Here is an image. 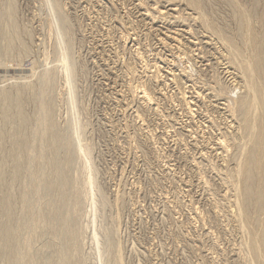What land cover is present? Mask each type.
Wrapping results in <instances>:
<instances>
[{"label":"rangeland","instance_id":"obj_1","mask_svg":"<svg viewBox=\"0 0 264 264\" xmlns=\"http://www.w3.org/2000/svg\"><path fill=\"white\" fill-rule=\"evenodd\" d=\"M191 1L0 0V200L13 205L0 221L27 260L264 264V200L242 202L264 127L243 72L264 56V0ZM42 171L53 182L36 187Z\"/></svg>","mask_w":264,"mask_h":264},{"label":"bare ground","instance_id":"obj_2","mask_svg":"<svg viewBox=\"0 0 264 264\" xmlns=\"http://www.w3.org/2000/svg\"><path fill=\"white\" fill-rule=\"evenodd\" d=\"M11 1V0H10ZM198 1H200V0H192L191 1V3L193 2V4H198ZM224 1V0H223ZM13 2V1H12ZM231 2V1H230ZM5 4V3H4ZM11 4V3H10ZM167 4V3H166ZM207 4V3H206ZM156 5V4H155ZM203 5V4H202ZM6 6V5H5ZM4 6V7H5ZM10 7V6H9ZM9 7H8V10H9ZM11 7H12V5H11ZM169 8V7H168ZM173 9V8H172ZM198 9H199V7H198ZM12 10V9H11ZM11 10H9V11H11ZM183 10V9H182ZM202 11V10H201ZM256 11V10H255ZM203 12V11H202ZM263 12V11H262ZM4 13H5V11H4ZM9 13H11V12H9ZM249 13V12H248ZM264 13V12H263ZM257 14V13H256ZM12 15H13V13H12ZM172 15V14H171ZM253 15V14H252ZM264 15V14H263ZM263 15H261L262 17L261 18H263L264 16ZM4 16V15H3ZM11 16V15H10ZM13 17V16H12ZM12 17H10V18H12ZM248 17V16H247ZM3 18V17H2ZM6 18V17H5ZM14 18V17H13ZM205 18V17H204ZM242 19H244V17L242 18ZM246 19V18H245ZM257 19V18H256ZM259 19V18H258ZM264 19V18H263ZM262 20V19H261ZM210 21V20H209ZM2 22V21H1ZM248 22H249V20H248ZM263 22H264V20H263ZM14 23V22H13ZM243 23V22H242ZM239 24V23H238ZM247 24V23H246ZM12 26V25H11ZM14 26V25H13ZM217 26V25H216ZM242 26V25H241ZM0 27H2L3 28V26H2V24H1V26ZM9 27V26H8ZM218 27V26H217ZM17 28V27H16ZM262 28H264V27H262ZM8 29V28H7ZM12 29H13V27H12ZM218 29V28H217ZM13 30H15V28L13 29ZM263 30V29H262ZM2 31V30H1ZM247 31V30H246ZM11 32V31H10ZM10 32H8V34L10 33ZM13 32V31H12ZM262 32V31H261ZM5 33L6 34H4V32H3V34L4 35H6L7 36V32L5 31ZM175 33V32H174ZM14 35H15V33H13ZM252 34V33H251ZM264 34V33H263ZM19 35V34H18ZM221 35V34H220ZM241 35V34H240ZM261 35V34H260ZM5 36V37H6ZM16 36V35H15ZM255 36V35H254ZM11 37V33L9 34V37L8 38H10ZM12 37H13V35H12ZM12 37L10 38L11 40H12ZM248 37V36H247ZM251 37V36H250ZM256 38V40H257V38L259 37H257V36H255ZM4 38V37H3ZM7 38V39H8ZM15 38V37H14ZM13 38V39H14ZM20 38V37H19ZM18 38V39H19ZM6 39V40H7ZM253 39V38H252ZM252 39L251 40H248L247 39V42L248 41H252ZM4 41V40H3ZM260 41V39L257 41V42H259ZM9 42H12V43H15L14 42V40H12V41H9ZM12 43H10V44H12ZM22 43V42H21ZM251 43V42H250ZM4 44V43H3ZM6 44H8V43H6ZM6 44H4V45H6ZM10 44L9 45H7V46H10ZM188 44V43H187ZM226 44V43H225ZM253 44H254V42H253ZM3 45V46H4ZM189 45V44H188ZM259 45V44H258ZM12 46V45H11ZM253 46H255V45H253ZM260 46H261V44H260ZM263 46V45H262ZM23 47V46H22ZM189 47V46H188ZM8 48H10V47H8ZM12 48V47H11ZM13 48H15V46L13 45ZM254 48V47H253ZM259 48V47H258ZM261 49H262V47H260ZM16 49V48H15ZM14 49V50H15ZM19 49V48H18ZM256 49H257V44H256ZM260 49V50H261ZM13 50V51H14ZM254 50V49H253ZM10 51V50H9ZM236 51V50H235ZM234 51V52H235ZM255 51V50H254ZM257 51H259L258 49H257ZM263 51V50H262ZM262 51H260V52H262ZM11 52V51H10ZM23 52H24V50H23ZM237 52V51H236ZM264 53V52H263ZM22 54V53H21ZM237 54V53H236ZM256 54V53H255ZM262 54V53H261ZM260 54V55H261ZM7 55V54H6ZM28 55V54H27ZM238 55H239V51H238ZM5 56V55H4ZM20 56V55H19ZM241 56V55H240ZM256 56H258V55H256ZM256 56H254L253 58H255ZM7 57V56H6ZM233 57V56H232ZM238 57V56H237ZM188 58V57H187ZM235 58V57H234ZM243 58V57H242ZM8 59V58H7ZM245 59V58H244ZM256 59V58H255ZM255 59H253L254 60V64H251V66L249 65V66H246V68H245V70H244V68H243V72L245 73V75H246V79H247V83L248 84H246V86H248V88L250 89V92H253V94H254V96H253V99H252V101H249L251 98H248L247 100L249 101V104H251V107H252V105H255V107L257 108V106L259 107V108H262V111L264 110V56H263V54H262V56H260V57H257V59L255 60ZM30 61V60H29ZM247 61V60H246ZM4 62V61H3ZM251 63H253V61L251 62ZM6 64V63H5ZM46 64V63H45ZM243 64V63H242ZM249 63L247 62V65H248ZM246 65V63H244V66ZM1 66V65H0ZM4 66V65H3ZM14 66V65H13ZM2 67V66H1ZM2 68H4V67H2ZM29 68V67H28ZM241 68V69H242ZM1 69V68H0ZM5 69V68H4ZM240 69V70H241ZM7 70H9V69H7ZM12 70V69H11ZM225 70V69H224ZM1 71V70H0ZM6 73V72H5ZM175 73V72H174ZM10 74V73H9ZM8 75V74H7ZM41 76V75H40ZM10 77V76H9ZM1 79V78H0ZM41 79V78H40ZM3 80V79H2ZM47 79H45V81H46ZM4 81V80H3ZM44 81V80H43ZM5 82V81H4ZM48 82V81H47ZM40 84H41V82H40ZM13 85V84H12ZM10 86V85H9ZM0 87H2V86H0ZM13 87V86H12ZM44 87V86H43ZM42 88V87H41ZM237 88V87H236ZM2 91H4V90H2ZM186 91V90H185ZM5 92V91H4ZM11 92V91H10ZM1 93V92H0ZM6 93V92H5ZM17 94H19V93H17ZM5 95V94H4ZM6 96H8L7 94H6ZM9 96H11V94L9 95ZM20 95H18L16 98H17V100H18V97H19ZM252 96V95H251ZM22 97V96H21ZM45 97V96H44ZM5 98H7V97H5ZM14 98V97H13ZM143 98L147 101L148 100V98H149V96H148V94H146V93H143ZM44 99V98H43ZM246 99V98H245ZM9 100H13V99H10L9 98ZM16 100V101H17ZM21 100V99H20ZM40 100V99H39ZM144 100V101H145ZM22 101V100H21ZM5 102V101H4ZM6 102H7V99H6ZM12 102V101H11ZM20 102V101H19ZM18 102V103H19ZM43 102V101H42ZM246 103L244 104V101H243V104L242 105H244V106H248L249 104L247 103V101H245ZM250 102H252V103H250ZM17 102H16V104H18ZM242 103V102H241ZM3 104V103H2ZM6 104V103H5ZM15 104V105H16ZM22 103L20 102V105H21ZM187 104V103H186ZM19 105V104H18ZM46 105V104H45ZM44 104H43V107L45 106ZM239 105V104H238ZM2 106V105H1ZM6 106V105H5ZM8 106V105H7ZM22 106V105H21ZM20 106V107H21ZM48 106V105H47ZM190 106V105H189ZM236 106V105H235ZM240 106V105H239ZM10 107V106H9ZM15 107V106H14ZM18 107V106H17ZM16 107V108H17ZM46 107V106H45ZM245 107V108H246ZM255 107L251 110V113H252V111L255 109ZM193 108V107H192ZM239 108H241V107H239ZM258 108V109H259ZM13 109V108H12ZM22 109H23V106H22ZM22 109H16L17 111H18V113H16V111H15V113L17 114V118H18V120L20 119L21 121V123H22V121H25V114L26 113H24L25 111L23 110L22 111ZM40 109V108H39ZM232 109V108H231ZM241 109H243V107L241 108ZM248 110H250L249 108H247ZM246 109V110H247ZM46 110V109H45ZM44 110V112H46ZM247 110V111H248ZM4 111H7V110H4ZM8 111H10L9 110V108H8ZM243 111V113H245L244 112V109L242 110ZM255 111H257L256 109H255ZM255 111H253L254 113H255ZM262 111L260 110V112L262 113ZM2 112V111H1ZM40 112V111H39ZM43 112V113H44ZM48 112V111H47ZM250 112V111H249ZM8 113H11V112H4L3 113V121H7V120H9L12 116H11V114L9 115ZM24 113V114H23ZM250 113V114H251ZM254 113H252L251 114V116H253V117H255L254 116ZM264 113V112H263ZM262 113V114H263ZM15 114V115H16ZM42 114V113H41ZM1 115V114H0ZM48 115H49V113H48ZM247 115H248V113H247ZM44 116H45V113H44ZM250 115H248V117H249ZM263 116H264V114H263ZM15 117V118H16ZM50 117V116H49ZM49 117L47 118V119H49ZM247 117V116H246ZM27 118V117H26ZM250 118V117H249ZM264 118V117H263ZM44 119H46V118H44ZM52 119V118H51ZM245 119V118H244ZM247 120H249V119H247ZM250 120H252V122L254 121V119H250ZM261 120V119H260ZM42 121H43V119H42ZM50 121V120H49ZM249 123H250V121H248ZM251 122V125H253V123L255 124V122H253L252 123ZM8 123V122H7ZM6 123V124H7ZM52 123V122H51ZM261 123V122H260ZM25 124V123H24ZM47 124H48V122L46 123V125L44 124V128L45 127H47ZM50 124V123H49ZM257 124V123H256ZM19 125V124H18ZM258 125V124H257ZM20 126V125H19ZM246 126V125H245ZM255 126V125H254ZM259 126H261L260 124H259ZM258 126V127H259ZM249 127H250V125H249ZM249 127H248V129H249ZM26 128V127H25ZM243 128H244V126H243ZM252 128H254V127H252ZM17 129V128H16ZM2 130V129H1ZM244 130H245V128H244ZM250 130H251V128H250ZM250 130H249V132H250ZM38 131V130H37ZM50 131V130H49ZM53 131V130H52ZM55 131H57V130H55ZM248 131V130H247ZM252 131H253V129H252ZM0 132H3V131H0ZM47 132H48V130L47 129H45V130H43V133H42V137L44 138V136H47L46 134H47ZM243 132V131H242ZM248 132V133H249ZM4 133V132H3ZM50 133V132H49ZM53 133V132H52ZM55 133V132H54ZM253 133V132H252ZM252 133H250V134H252ZM257 133H258V135H257ZM257 133H256V135H254V138H253V140H252V144H251V147L250 148H252V149H250V152L252 151V155H251V158H250V156H249V158L251 159V167L249 166V167H247V168H249V169H247L246 168V175H245V183H246V187H245V189L242 191V193H243V198H242V202L244 203H247L248 202V204L250 203L251 204V201L252 200H254L256 203H261V201H263L264 200V188H263V186H262V183H256L255 184V181H258V180H260L259 182H264V158H262L261 157V155L259 154V152H262L263 154H264V127H261L260 129H259V132H258V130H257ZM16 134V133H15ZM21 134V133H20ZM17 135V134H16ZM38 135V134H37ZM249 135V134H248ZM247 135V136H248ZM3 136L4 135H2V134H0V142L2 141H4V139L5 138H7V137H4V139H3ZM18 136V135H17ZM41 136V135H40ZM52 136V135H51ZM253 136V135H252ZM30 137H31V135H30ZM36 137V136H35ZM48 137V136H47ZM53 137V136H52ZM59 137V136H58ZM251 137V136H250ZM27 138V137H26ZM49 138H50V136H49ZM60 138H62V137H60ZM59 138V139H60ZM3 139V140H2ZM16 139V138H15ZM37 139V138H36ZM39 139V138H38ZM251 140V139H250ZM6 141V140H5ZM18 141V140H17ZM249 141V140H248ZM20 142V141H19ZM24 142V141H23ZM69 142V141H68ZM249 142H251V141H249ZM6 143V142H5ZM20 143H22V142H20ZM46 143V142H45ZM71 143V142H70ZM69 144V143H68ZM24 145V144H23ZM23 145H21V146H23ZM71 145V144H70ZM47 146V145H46ZM50 146V145H49ZM250 146V145H249ZM20 147V146H19ZM24 147V146H23ZM22 147V150L24 149ZM244 147H246V146H244ZM241 148V147H240ZM27 148H25L24 150H26ZM33 149V148H32ZM23 150V151H24ZM28 150V149H27ZM26 150V151H27ZM25 151V153H27ZM54 151H55V148H54ZM242 151V150H241ZM30 152H31V150H30ZM32 152H33V150H32ZM36 152V151H35ZM45 152H46V150H45ZM51 152V151H50ZM23 153V152H22ZM42 153V156L43 157H45L44 156V154H43V151L41 152ZM20 154V153H19ZM24 155V154H23ZM41 155V154H40ZM39 155V156H40ZM19 156V155H18ZM21 156V155H20ZM37 156H38V154H37ZM28 157H30L31 159L33 158V159H35L36 158V155H34L33 153H31V154H29L28 155ZM15 158V157H14ZM17 158V157H16ZM26 158V157H25ZM24 158V159H25ZM41 158V156L39 157V159ZM27 159H29V158H26V160ZM43 159V158H42ZM50 159V158H49ZM30 160V159H29ZM36 160V159H35ZM37 160H38V158H37ZM36 160V161H37ZM32 161V160H31ZM48 161H50V160H48ZM53 161V160H52ZM245 161H246V159H245ZM249 161H248V164H249ZM21 163L23 164V162H22V159H20V158H18V160H17V162L14 164V166L16 165V168L15 169H17L16 170V172L15 173H17L16 175H18L19 173H18V170H19V168H20V166H21ZM49 163V162H48ZM51 163V162H50ZM241 163V162H240ZM243 163V162H242ZM247 164V165H248ZM249 164V165H250ZM242 167V166H241ZM239 168V167H238ZM34 170V169H33ZM38 171V170H37ZM245 171V170H244ZM243 171V172H244ZM31 172H33V171H31ZM34 173V172H33ZM32 173V174H33ZM47 173V172H46ZM61 174V173H60ZM239 174V173H238ZM256 174H257V176H259V179H257V180H255L256 178ZM5 175V174H4ZM15 175V174H14ZM20 175V174H19ZM47 175V174H46ZM46 175H44V173H43V171H42V173H37L36 174V178L35 177H33V180H34V178L36 179V187H38V186H42L43 184H45V183H48V181H49V183L51 182V184H52V182L53 181H51V180H48V178L47 177H45ZM62 175V174H61ZM241 175V174H240ZM33 176V175H32ZM51 176V175H50ZM60 176V175H59ZM237 176H239V175H237ZM244 176V175H243ZM5 177V176H4ZM3 177V173H2V171L0 170V182L1 181H3L4 178ZM12 177V176H11ZM15 177H17V176H15ZM64 177V176H63ZM51 179V178H50ZM240 179V178H239ZM6 180V179H5ZM12 180H14V179H12ZM54 180V179H53ZM64 180V179H63ZM59 181V180H58ZM244 181V180H243ZM14 182H15V180H14ZM61 182V181H60ZM70 182V181H69ZM31 183H32V181H31ZM244 183V182H243ZM2 184H3V182H2ZM5 184V183H4ZM3 184V185H4ZM1 185V184H0ZM61 185V184H60ZM70 185V184H69ZM35 186V185H34ZM64 187H65V185H63ZM68 186V185H67ZM2 188V187H1ZM67 189V188H66ZM32 190H33V188H32ZM236 190V189H235ZM240 192H241V190H240ZM239 192V193H240ZM3 193V192H2ZM1 194V193H0ZM25 194H26V192H25ZM240 195V194H239ZM242 195V194H241ZM0 197H1V195H0ZM10 198V197H9ZM7 199V198H6ZM78 199H79V197H78ZM26 200V199H25ZM8 201V199L6 200V201H4V200H0V211L2 212H0V214L1 215H4L5 214V216H7L8 218H5V219H8V221L10 220V218L9 217H11V215H12V208H13V205L10 203L11 201H10V199H9V201L10 202H7ZM13 203V202H12ZM25 203H26V201H25ZM28 203V202H27ZM53 204H54V202H52ZM241 203V202H240ZM32 204V203H31ZM81 204V203H80ZM262 204V203H261ZM264 204V203H263ZM262 204V205H263ZM12 205V208L10 207ZM28 205V204H27ZM245 205H247V204H245ZM245 205H242V206H245ZM258 205V204H257ZM262 205H259V206H261L260 208L261 209H263L262 208ZM33 206V205H32ZM52 206V205H51ZM78 206V205H77ZM247 206H250V208H251V205H247ZM246 206V207H247ZM264 206V205H263ZM75 208H76V206H74ZM254 207V206H253ZM10 208H11V210H10ZM31 208V207H30ZM78 208V207H77ZM80 208H81V206H80ZM248 208V207H247ZM255 208V207H254ZM27 209H28V207H27ZM26 209V210H27ZM241 209H243V208H241ZM258 209V212L256 211ZM6 210L7 211H9V212H6ZM78 210V209H77ZM249 212H250V210L249 209H247ZM256 210H255V212H257V213H260L259 211H260V209L259 208H256ZM244 211V210H243ZM3 212H4V214H3ZM7 214H6V213ZM247 212V211H246ZM249 212H248V215H249ZM28 213V212H27ZM78 213V212H77ZM254 213V212H253ZM263 213H264V211H263ZM0 215V216H1ZM260 215V214H259ZM36 216H38V215H36ZM50 216V215H49ZM58 216V215H57ZM240 216H241V214H240ZM246 216V215H245ZM262 216V215H261ZM3 217V216H2ZM39 217V216H38ZM45 217V216H44ZM43 217V218H44ZM61 217V216H60ZM59 217V218H60ZM253 217V216H252ZM258 217V216H257ZM34 218V217H33ZM51 218V217H50ZM256 218V217H255ZM255 218H254V220H255ZM258 218H260V216L258 217ZM264 218V217H263ZM12 219V218H11ZM44 219H47V217H45ZM257 219V218H256ZM2 220V219H1ZM27 220H29V219H27ZM31 220V219H30ZM38 220H40L41 221V218L39 219H36L35 221H33V220H31V221H33V225L31 224V225H29V226H33L31 229H32V231H33V229H34V231H37L38 229H37V227L39 226L40 227V225L41 224H39V222L40 221H38ZM50 220H52V219H49L48 221H50ZM60 220H61V218H60ZM59 220V221H60ZM249 220V219H248ZM258 220V219H257ZM262 220V219H261ZM260 220V221H261ZM6 221V220H5ZM31 221H29L30 223H31ZM43 221V220H42ZM54 221V220H53ZM52 221V222H53ZM2 222H4V220H2ZM1 221H0V223H1V225H0V232H2V238H1V245L2 246H0L2 249H3V251L5 252V256L6 257H4L3 256V258H6L5 259V263L4 264H34L35 262L32 260V258H31V260H27L26 259V257L25 256H27L26 254H25V256H23L24 254L22 253L23 252V250H22V246L21 245H19L18 246V236H17V232H18V230H17V226L15 227V228H13L14 226H10V225H8V224H11V223H9V222H7V223H2ZM55 222V221H54ZM54 222H53V225H54ZM241 222V221H240ZM255 222V221H254ZM258 222V221H257ZM256 222V223H257ZM51 223V222H50ZM247 223V222H246ZM259 223V222H258ZM15 224V223H14ZM24 224V223H23ZM39 224V225H38ZM57 224V223H56ZM56 224H55V226H56ZM243 224V223H242ZM241 224V225H242ZM22 225V224H21ZM251 225V224H250ZM27 226H28V224H27ZM255 226H258V225H255ZM26 227V226H25ZM27 228V227H26ZM53 228V227H52ZM245 228V227H244ZM247 228V227H246ZM252 229H253V227H251ZM259 228V227H258ZM261 228V227H260ZM30 229V228H29ZM251 229V230H252ZM255 229V233L257 232L256 231V227L254 228ZM26 230V232H27V229H25ZM248 230V229H247ZM258 230V229H257ZM30 231V230H29ZM31 231V232H32ZM249 231H250V229H249ZM67 233V232H66ZM77 231L75 230V229H71V231H70V238H75L76 236H77ZM258 233V232H257ZM260 233V232H259ZM261 233L262 234H264V222H263V226H262V230H261ZM33 234H35V233H33ZM37 234V233H36ZM68 234V233H67ZM254 234V233H253ZM32 235V234H31ZM27 236V235H26ZM29 238H31V236L29 235L28 236ZM248 237V236H247ZM254 237L256 238V235H254ZM69 238V237H68ZM250 238H253V237H250ZM250 238H249V240H250ZM254 238V239H255ZM261 238H263V236H261ZM260 239V238H259ZM30 240V239H29ZM28 240V241H29ZM248 240V241H249ZM252 241H253V239H251ZM257 240H258V237H257ZM256 240V241H257ZM262 240V239H261ZM260 240V241H261ZM31 241V240H30ZM260 241H258V242H260ZM250 242V241H249ZM248 242V243H249ZM254 242V241H253ZM263 242V241H262ZM71 243V242H70ZM28 245H29V243H27ZM263 244V243H262ZM25 246V245H24ZM69 246H70V244H69ZM74 246V245H73ZM251 245H249V247H250ZM258 246L259 245H257V243H256V245H255V247H254V252H255V254H257L259 251H258ZM262 246V245H261ZM0 248V249H1ZM66 248V247H65ZM71 248V247H70ZM251 248V247H250ZM1 249V250H2ZM73 249V248H72ZM65 250V249H64ZM252 250V249H251ZM260 250V249H259ZM2 251V252H3ZM22 251V252H21ZM27 250H25V252H26ZM71 251V250H70ZM1 252V253H2ZM66 252V251H65ZM27 253H28V251H27ZM23 254V255H22ZM3 255H4V253H3ZM62 255H63V253H62ZM61 255V256H62ZM28 256H30V255H28ZM70 256V255H69ZM73 257H74V255H72ZM256 256V255H255ZM25 257V258H24ZM259 257H260V254H259ZM258 257V258H259ZM71 259V258H70ZM119 259V258H118ZM1 260V259H0ZM120 260V259H119ZM256 260V259H255ZM37 261H39V260H37ZM59 261V260H58ZM68 261H69V258H68V256L65 254L63 257H62V260L58 263V264H67L68 263ZM116 261V260H115ZM259 261V260H258ZM1 262V261H0ZM253 262V261H252ZM2 263V262H1ZM70 263H71V261H70ZM254 263V262H253ZM36 264V263H35ZM41 264V263H40ZM55 264V263H54ZM57 264V263H56ZM115 264H116V262H115ZM118 264H119V261H118ZM259 264V263H258Z\"/></svg>","mask_w":264,"mask_h":264}]
</instances>
